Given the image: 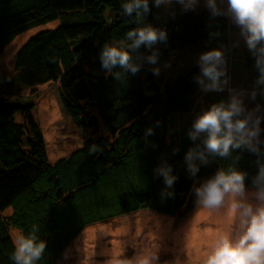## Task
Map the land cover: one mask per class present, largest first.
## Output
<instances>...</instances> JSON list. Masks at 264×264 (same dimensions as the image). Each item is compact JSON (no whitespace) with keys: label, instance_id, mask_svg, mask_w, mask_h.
I'll return each instance as SVG.
<instances>
[{"label":"trees","instance_id":"trees-1","mask_svg":"<svg viewBox=\"0 0 264 264\" xmlns=\"http://www.w3.org/2000/svg\"><path fill=\"white\" fill-rule=\"evenodd\" d=\"M124 2L0 0V54L25 31L59 21L56 28L32 35L17 51L18 82L25 86L59 82L62 107L76 126L102 130L86 137L68 157L51 163L43 133L32 116L33 103H13L0 96V264H14L11 229L28 235L36 226L38 239L46 242L36 264H60L87 226L143 209L172 216L185 206L189 211L196 206L195 184L219 169L232 166L247 173L245 186L253 188L252 179L264 163V121L259 154L247 148L233 149L228 157L206 153L208 163L197 160L199 171L193 176L185 155L200 140L193 142L186 132L178 136L171 129L176 115L193 110L200 67L164 87L152 71L166 63L173 51L222 46L232 52L236 36L241 35L239 27L226 15L213 16L207 7L186 9L176 0L171 2L177 7L176 16L164 27H156L152 23L159 7L153 0L145 17L124 14ZM141 18L167 33L166 42L139 49L142 57L158 52L157 63L142 59L136 75L127 73L120 80L106 76L99 59L102 45L140 27ZM245 66L259 76L250 51ZM18 114L24 123L16 120ZM93 145L98 150L89 153ZM162 164L171 165L177 177L170 189L155 173Z\"/></svg>","mask_w":264,"mask_h":264},{"label":"rangeland","instance_id":"rangeland-1","mask_svg":"<svg viewBox=\"0 0 264 264\" xmlns=\"http://www.w3.org/2000/svg\"><path fill=\"white\" fill-rule=\"evenodd\" d=\"M219 6L223 10L226 3ZM181 7L184 6L181 4ZM205 7V0H198L190 8L200 10ZM176 13L177 7L171 3L162 4L152 25L162 28ZM145 24L146 21L141 18V26ZM58 25L59 21H55L35 26L17 36L0 54V96L13 103H33L32 116L43 133L51 163L68 157L83 145L86 137L102 133L101 129H80L76 126L62 107L59 82L25 86L17 80V51L35 33ZM233 46L232 52L225 51L222 46L215 48L224 54L229 84L224 91H204L200 85L193 110L176 115L173 119V133L178 136L184 132L188 134L194 120L203 110L213 103L227 101L231 95L238 93L247 109L251 110L259 104L258 114L264 116V95L257 94L255 100L251 99L253 90L259 93L264 90V84L257 85L258 76L246 69L245 57L249 49L244 37L237 35ZM203 52L206 50L202 46L173 51L169 60L157 67L159 74H154L156 81L164 87L166 83L199 66L198 59ZM229 89L234 91L230 93ZM16 120L24 123V118L19 114ZM263 121L260 122V128ZM204 182L196 183L192 193H196L195 189ZM246 191L252 192L254 188L246 187ZM238 223V219L233 221L228 215L227 204L216 210H208L196 200L194 208L188 211L185 206L176 216L143 209L87 226L70 244L60 264H143L144 261H148V264H204L218 236L224 232L235 233ZM15 233L11 229V234Z\"/></svg>","mask_w":264,"mask_h":264},{"label":"clouds","instance_id":"clouds-1","mask_svg":"<svg viewBox=\"0 0 264 264\" xmlns=\"http://www.w3.org/2000/svg\"><path fill=\"white\" fill-rule=\"evenodd\" d=\"M172 0H153L154 6L170 4ZM186 9L194 7L198 0H176ZM223 10L219 6L225 4ZM205 5L213 16L227 15L240 29L249 51L255 58L259 69L257 85L264 84V0H205ZM124 14L145 17L150 12L149 0H125L121 5ZM167 33L158 30L150 24L133 28L121 39L105 42L100 50L99 59L105 75H111L120 80L127 73L136 75L141 68L140 61L146 59L150 64H156L158 52L142 57L141 46L152 49L159 42L167 41ZM135 54V55H134ZM200 75L197 82L204 91H224L229 84L224 54L219 49H212L200 54L198 59ZM158 75L159 68L152 69ZM223 78V79H222ZM229 89V92H233ZM257 94L253 90L251 99ZM240 93L231 95L227 101L213 103L203 110L193 122L189 138L200 143L190 148L185 155V161L190 173L195 176L199 171V160L207 164L208 155L228 157L233 149L247 148L259 154L257 146L260 143V122L264 116L259 115L260 105L249 110L245 107ZM151 132V129H148ZM155 147V145H153ZM93 145L89 153L97 151ZM174 153L178 149L173 150ZM238 160V157L235 158ZM157 176H162L166 189H170L177 177L172 175V167L162 164L155 169ZM247 173L228 167L219 169L214 176L208 178L199 188H196L197 202L204 209L216 210L227 204L228 215L233 221L238 219V230L224 232L218 236L204 264H264V163L260 164L258 173L252 179L254 191L247 192L245 177ZM168 196L171 192L165 193ZM38 228L33 226L31 232L25 235L17 231L13 237L15 250L12 254L14 264H36L45 252L46 242L38 239ZM143 264H148L144 261Z\"/></svg>","mask_w":264,"mask_h":264},{"label":"crops","instance_id":"crops-1","mask_svg":"<svg viewBox=\"0 0 264 264\" xmlns=\"http://www.w3.org/2000/svg\"><path fill=\"white\" fill-rule=\"evenodd\" d=\"M14 230H15L16 232L19 231V230H17V229H14ZM12 235H13V234H11V236H12ZM13 237H14V235L12 236V239H13Z\"/></svg>","mask_w":264,"mask_h":264}]
</instances>
